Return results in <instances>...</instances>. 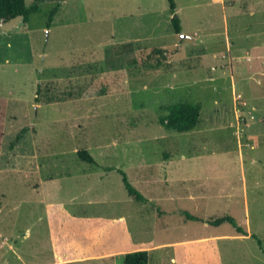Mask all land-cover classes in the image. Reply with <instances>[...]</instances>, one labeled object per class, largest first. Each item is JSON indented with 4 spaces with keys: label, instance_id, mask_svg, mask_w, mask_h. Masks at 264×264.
<instances>
[{
    "label": "rangeland",
    "instance_id": "374dc122",
    "mask_svg": "<svg viewBox=\"0 0 264 264\" xmlns=\"http://www.w3.org/2000/svg\"><path fill=\"white\" fill-rule=\"evenodd\" d=\"M174 2L179 34L166 0H66L49 29L53 2L0 18V264H122L163 243L148 264H264V0ZM183 102L198 127L165 129L160 108ZM168 189L189 195L158 207Z\"/></svg>",
    "mask_w": 264,
    "mask_h": 264
},
{
    "label": "trees",
    "instance_id": "16d2710c",
    "mask_svg": "<svg viewBox=\"0 0 264 264\" xmlns=\"http://www.w3.org/2000/svg\"><path fill=\"white\" fill-rule=\"evenodd\" d=\"M26 0H0V18L2 19H11L16 17H21L23 22H28L31 15L36 14L40 10V4L43 2H53L56 3L54 8L50 10L47 16V23L46 28L49 29L54 17L59 12L61 3L65 2L66 0H34L30 7H27L25 4ZM169 11L171 15L175 14V2L174 0H166ZM171 25L173 30L176 34L181 32L180 20L177 16H172ZM154 53V54H153ZM163 54L161 49L151 51V55L154 57H160ZM56 97L54 94H46L42 92V87L40 84L36 86L35 92V103H45L50 104L55 102ZM160 110L162 111V116L160 118L161 124L165 127V129L177 133H188L195 130L200 121V112H201V105L197 103H190V102H183L179 104H174L171 106L161 107ZM79 159L83 162L88 164H95L94 159L92 156L86 151H79L78 153ZM116 170L122 179L123 187L128 194L129 197L133 198L138 203H145L146 199L143 195L137 191L132 184L129 182L126 174L119 170V169H109ZM186 218L190 219L191 221H199L211 226H220L222 224H230L235 232L238 235L246 236L247 232L242 227L238 226L235 220L230 216H223L214 220H204L202 218L194 217L189 215L188 213H184ZM251 237H254L251 235ZM255 238V237H254ZM258 247L264 253V250L261 247V242L257 240ZM122 264H148L149 263V255L148 252L145 250H138L134 252L125 253L122 255ZM62 264V263H57Z\"/></svg>",
    "mask_w": 264,
    "mask_h": 264
},
{
    "label": "crops",
    "instance_id": "0c3cea01",
    "mask_svg": "<svg viewBox=\"0 0 264 264\" xmlns=\"http://www.w3.org/2000/svg\"><path fill=\"white\" fill-rule=\"evenodd\" d=\"M251 148H252V146H251ZM253 162V161H252ZM160 190H158V192H159ZM167 191V193L166 194H159L158 196H156V202H158V207H159V203L161 202V203H164V202H172V201H175V200H183V198L182 197H184V196H186V195H189V194H187V193H182V194H176V193H174V190L173 189H168V190H166ZM198 191H202V190H198ZM199 192V193H200ZM199 197H201V196H199ZM198 197V198H199ZM197 198V196H195V197H192V196H188V199L189 200H191V201H193V200H197L198 199ZM152 202H154L153 201V199H152ZM170 212V211H169ZM182 215H184V213H187V212H180ZM162 215H166V214H168V212H165V211H163L162 213H161ZM192 216H194V215H192ZM194 217H197V216H194ZM199 218V217H198ZM203 219V218H202ZM206 224V223H205ZM246 232H247V235L246 236H242V235H240V236H242V237H251V234L246 230ZM237 234V233H236ZM236 238H240V237H237L236 236ZM167 245H172V244H166V243H163V244H160V245H157L156 247H154V248H156L155 250H153L152 249V247H149V248H147L146 247V249H141V248H138L139 250H145V251H156V250H159V249H161L162 247H164V246H167ZM134 251H138L137 249H135V250H132V252H134ZM116 252V251H115ZM111 253V252H110ZM110 253H108V254H105V255H101V256H99V257H103V258H109V256H110ZM126 253H129V252H126ZM125 254V253H124ZM107 256V257H106ZM102 258V259H103ZM57 264V263H56ZM62 264H65V263H62Z\"/></svg>",
    "mask_w": 264,
    "mask_h": 264
}]
</instances>
